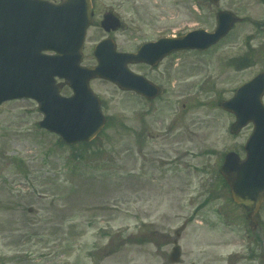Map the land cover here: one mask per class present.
<instances>
[{"label": "rangeland", "instance_id": "1", "mask_svg": "<svg viewBox=\"0 0 264 264\" xmlns=\"http://www.w3.org/2000/svg\"><path fill=\"white\" fill-rule=\"evenodd\" d=\"M200 2L98 0L126 25L111 34L118 50L165 31L213 30L219 9L243 18L207 50L179 51L155 71L136 67L163 87L156 99L92 79L107 117L92 149L103 155L65 167L72 150L38 127L35 101L0 106V264H264V202L253 231L218 172L226 152L243 156L252 129L231 135L234 116L218 103L264 69V4L220 0L208 19ZM104 35L88 30L84 64H95ZM248 46L255 63L237 67ZM175 239L181 260L171 263Z\"/></svg>", "mask_w": 264, "mask_h": 264}, {"label": "water", "instance_id": "2", "mask_svg": "<svg viewBox=\"0 0 264 264\" xmlns=\"http://www.w3.org/2000/svg\"><path fill=\"white\" fill-rule=\"evenodd\" d=\"M89 7L88 0H62L58 5L44 0H0V102L23 96L36 99L45 114L39 125L59 133L69 143L91 139L104 124L99 101L89 87L91 78L103 77L122 89H134L153 97L156 94L153 85L129 73L126 62L153 63L170 50L207 48L237 20L228 11L220 12L214 32L197 30L179 38L163 39L144 45L137 54L117 53L114 43L105 39L94 49L98 64L87 67L80 62L89 25ZM103 26L115 28L116 22L107 19ZM43 50H53L56 54L48 55ZM54 76L64 78L72 87L71 97L59 95L62 84L56 85ZM132 76L138 77L137 81ZM263 93L264 72L239 87L231 99L220 103L236 115L231 132L237 133L249 121L254 124L245 145L246 159L240 161L238 155L228 153L220 168L235 202L251 208V219L264 199ZM179 259L177 245L170 260Z\"/></svg>", "mask_w": 264, "mask_h": 264}, {"label": "flooded vegetation", "instance_id": "3", "mask_svg": "<svg viewBox=\"0 0 264 264\" xmlns=\"http://www.w3.org/2000/svg\"><path fill=\"white\" fill-rule=\"evenodd\" d=\"M207 5L211 8L210 3L208 2V0H205ZM92 24H99L100 21L103 19L104 15L107 14L108 12H112L114 15H116L118 17V13L116 11H114L112 8H102L100 7L98 0H92ZM194 16V14H192V17ZM119 18V17H118ZM122 27V25H121ZM122 30H125V26L122 27Z\"/></svg>", "mask_w": 264, "mask_h": 264}, {"label": "trees", "instance_id": "4", "mask_svg": "<svg viewBox=\"0 0 264 264\" xmlns=\"http://www.w3.org/2000/svg\"><path fill=\"white\" fill-rule=\"evenodd\" d=\"M85 145H86V144H85ZM85 145H84V144H81V147H83L82 149H85V147H86ZM70 162H71V161H70Z\"/></svg>", "mask_w": 264, "mask_h": 264}]
</instances>
